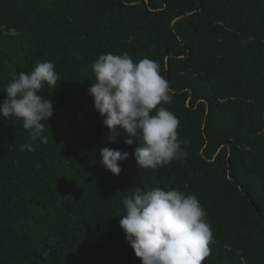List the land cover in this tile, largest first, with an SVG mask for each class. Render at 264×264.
Listing matches in <instances>:
<instances>
[{
	"label": "trees",
	"instance_id": "obj_1",
	"mask_svg": "<svg viewBox=\"0 0 264 264\" xmlns=\"http://www.w3.org/2000/svg\"><path fill=\"white\" fill-rule=\"evenodd\" d=\"M107 53L158 63L182 158L140 170L135 138L110 134L88 92ZM44 60L59 76L41 92L54 105L46 142L0 117V264H141L123 198L156 187L206 211L203 264H264V0H0V103ZM102 147L129 153L119 175Z\"/></svg>",
	"mask_w": 264,
	"mask_h": 264
},
{
	"label": "clouds",
	"instance_id": "obj_2",
	"mask_svg": "<svg viewBox=\"0 0 264 264\" xmlns=\"http://www.w3.org/2000/svg\"><path fill=\"white\" fill-rule=\"evenodd\" d=\"M93 71L95 82L88 92L94 108L110 134H126L127 145L133 138L138 142L133 155L140 170H156L185 155L178 138L179 120L164 106L171 103L173 90L157 62L147 57L133 62L127 54L107 53L94 61ZM58 80L49 60L39 62L30 73L14 75L3 89L0 117L20 119L33 142L37 138L46 142L43 122L54 114V105L41 92L45 85L54 89ZM26 147L31 150V145ZM99 156L107 170L119 175L120 162L129 153L102 147ZM123 206L119 224L141 264H203L210 255L212 231L195 195L175 188L136 190L123 198Z\"/></svg>",
	"mask_w": 264,
	"mask_h": 264
}]
</instances>
